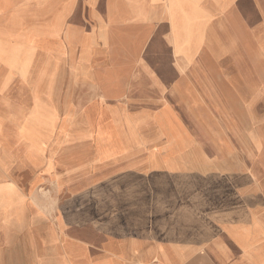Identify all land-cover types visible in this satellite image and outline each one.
<instances>
[{
	"label": "crops",
	"instance_id": "1",
	"mask_svg": "<svg viewBox=\"0 0 264 264\" xmlns=\"http://www.w3.org/2000/svg\"><path fill=\"white\" fill-rule=\"evenodd\" d=\"M47 5L63 14L56 38ZM18 9L21 29L39 32L24 73L0 53V111L18 81L39 82L15 143L73 154L49 148L63 124L50 110L73 111L94 136L77 141L91 143L94 168L141 180L126 195L129 233L106 239L103 261L72 239L56 264H264V0H0V49L18 46L1 36ZM1 138L0 120V189Z\"/></svg>",
	"mask_w": 264,
	"mask_h": 264
},
{
	"label": "rangeland",
	"instance_id": "2",
	"mask_svg": "<svg viewBox=\"0 0 264 264\" xmlns=\"http://www.w3.org/2000/svg\"><path fill=\"white\" fill-rule=\"evenodd\" d=\"M38 12L52 16L46 24V31L58 37L63 14L58 13L53 5H47ZM36 15L40 14L36 12ZM23 23L24 14L18 9L14 27L1 31V36L15 38L18 42L13 51L0 49L1 61L5 62L10 73L27 68L29 55H33L31 50H35L26 47V41L30 42L31 37L37 36L38 27L35 25L31 34L26 33L21 29ZM58 69L56 65L52 76ZM38 82L39 78L33 73L27 83L18 81L9 94L2 95L1 146L6 147L10 154H4L8 164L2 160L1 169L3 175L10 174V177L2 180L8 190L0 189V263L56 264L62 260L60 255H56L60 252L61 242L72 239L91 244V262L103 261L106 239L129 233L124 219L130 213L131 205H136V198L127 200L126 195H135L133 187L141 180L133 174L115 175V171L111 174L95 169L94 154L89 152L91 143L77 144V141H88L94 136L90 135L92 132H88L87 127L76 126L79 116L69 110H50V115H54L53 124L56 125L59 119L63 124L49 127L57 140L50 143L49 148L53 150L59 146L73 154H26V148L15 143L13 132L25 119L31 115L35 117ZM57 103L62 105L60 100H55ZM83 122L82 119L80 123ZM25 136L28 137V133ZM35 136L36 131L32 130L33 139ZM32 145L36 148L33 141ZM99 155L105 157V154ZM52 163L55 168H49L52 172L44 175L47 165ZM83 259L84 256L79 259L80 264H87ZM64 261L78 262L67 257Z\"/></svg>",
	"mask_w": 264,
	"mask_h": 264
},
{
	"label": "bare ground",
	"instance_id": "3",
	"mask_svg": "<svg viewBox=\"0 0 264 264\" xmlns=\"http://www.w3.org/2000/svg\"><path fill=\"white\" fill-rule=\"evenodd\" d=\"M16 13H17V12H16ZM31 51H32V53L34 52V50H31ZM25 69H27V68L24 67L23 70H22V73H24V70H25Z\"/></svg>",
	"mask_w": 264,
	"mask_h": 264
}]
</instances>
